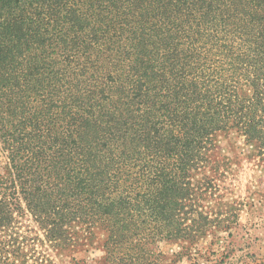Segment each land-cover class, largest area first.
Segmentation results:
<instances>
[{"label":"trees","instance_id":"obj_1","mask_svg":"<svg viewBox=\"0 0 264 264\" xmlns=\"http://www.w3.org/2000/svg\"><path fill=\"white\" fill-rule=\"evenodd\" d=\"M234 138L264 156V0H0V264H231Z\"/></svg>","mask_w":264,"mask_h":264},{"label":"rangeland","instance_id":"obj_2","mask_svg":"<svg viewBox=\"0 0 264 264\" xmlns=\"http://www.w3.org/2000/svg\"><path fill=\"white\" fill-rule=\"evenodd\" d=\"M220 155L221 213L237 215L238 225L234 226V238L228 239L223 233L213 249L221 256L229 254L231 264H264V156L244 138L222 141ZM225 238V239H224ZM212 237L203 241L198 250L207 251ZM229 242L231 245L229 246ZM178 244H166L163 253L171 261L179 252ZM105 253L98 247L89 252L75 254L80 264H97ZM57 264H66L65 258L53 255ZM214 258V257H213ZM215 259V258H214ZM178 264H193L184 258Z\"/></svg>","mask_w":264,"mask_h":264}]
</instances>
